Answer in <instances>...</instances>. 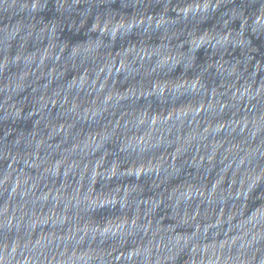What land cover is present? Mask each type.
<instances>
[{
	"label": "clouds",
	"instance_id": "9594fccd",
	"mask_svg": "<svg viewBox=\"0 0 264 264\" xmlns=\"http://www.w3.org/2000/svg\"><path fill=\"white\" fill-rule=\"evenodd\" d=\"M0 264H264V0H0Z\"/></svg>",
	"mask_w": 264,
	"mask_h": 264
}]
</instances>
